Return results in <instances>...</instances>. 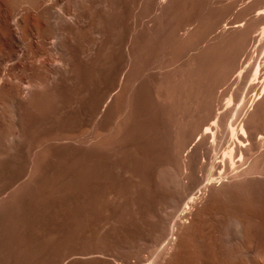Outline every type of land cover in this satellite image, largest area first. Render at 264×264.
Instances as JSON below:
<instances>
[{
	"label": "bare ground",
	"instance_id": "1",
	"mask_svg": "<svg viewBox=\"0 0 264 264\" xmlns=\"http://www.w3.org/2000/svg\"><path fill=\"white\" fill-rule=\"evenodd\" d=\"M78 191L149 222L53 264H264V0H0V264Z\"/></svg>",
	"mask_w": 264,
	"mask_h": 264
},
{
	"label": "rangeland",
	"instance_id": "2",
	"mask_svg": "<svg viewBox=\"0 0 264 264\" xmlns=\"http://www.w3.org/2000/svg\"><path fill=\"white\" fill-rule=\"evenodd\" d=\"M122 178L121 180L119 179L120 181H117L118 183H123V186H126L128 180L126 177ZM116 183H114V187H112V183H108V185L111 186V189L108 190L110 193L106 190L109 194L112 193L113 195L114 192L116 194L117 188L119 186L118 183ZM108 185L106 183L104 186H106L108 189ZM152 190L153 187L151 189V193ZM221 190H218L219 192L216 193L218 197L220 196L221 198H230L236 194V191L230 187H224V189ZM71 194L73 195V193ZM71 194H69L71 197L69 195H66V211H62L59 207L60 205H57L47 213L42 214L35 220H32L25 227V229H23L16 248L14 250L5 252L3 259L5 264H14L17 259L24 260L25 258L30 259V264H53L55 262V259L58 258L66 249L72 248L73 246L75 249L78 247L80 248L81 246L84 248L85 246H90L96 235H98V233H101V231H103L104 229H106L105 231H107L108 235L111 236V240H113L115 232L118 233V236H132L141 230V226L143 223L148 224L149 222V218L143 212H137V214L134 212H129L126 214L125 220L123 221L122 225L112 228L111 224L109 223L110 218H113L116 215L117 211H120V208L122 209V207H120V204L118 203L119 200L110 201L104 199V201L100 203L101 205L99 204V208L97 207L98 209L96 210V214H94L93 216H84L81 201L82 198L80 197L81 195H79L81 193L78 191L74 193V196H72ZM149 200L153 201V198L150 197L148 201ZM74 219H76L75 221L77 223H82L83 226L78 229L76 227ZM191 220L192 218L190 217L188 221ZM71 228H73V230ZM69 229H71L72 232L74 231L73 237L72 233H70L71 230L69 231ZM193 233L194 231L192 230L191 234ZM69 234H71V239ZM68 239L69 241H72V244L68 242ZM69 245L71 246L69 247ZM66 251L64 253H66ZM225 251L223 252L225 256L224 259H228L230 256L232 257L233 254L231 253V251ZM74 264L105 263L101 260L96 261L89 259L85 261L78 260ZM245 264H247L246 261Z\"/></svg>",
	"mask_w": 264,
	"mask_h": 264
}]
</instances>
